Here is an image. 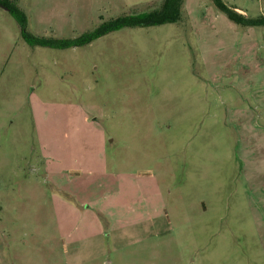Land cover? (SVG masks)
Instances as JSON below:
<instances>
[{
    "label": "rangeland",
    "instance_id": "374dc122",
    "mask_svg": "<svg viewBox=\"0 0 264 264\" xmlns=\"http://www.w3.org/2000/svg\"><path fill=\"white\" fill-rule=\"evenodd\" d=\"M15 1L34 36L75 38L162 0ZM183 1L66 48L0 6V264H264V25ZM63 213L102 249L60 257Z\"/></svg>",
    "mask_w": 264,
    "mask_h": 264
},
{
    "label": "trees",
    "instance_id": "16d2710c",
    "mask_svg": "<svg viewBox=\"0 0 264 264\" xmlns=\"http://www.w3.org/2000/svg\"><path fill=\"white\" fill-rule=\"evenodd\" d=\"M183 2V0H162L149 11L121 15L111 21L103 22L93 30L87 31L75 38H45L34 36L26 30V13L18 6L15 0H0V6H5L15 18L20 29L25 30L30 44L66 48L88 44L97 37L125 26H148L180 21L182 19ZM212 2L220 10L225 12L230 20L237 24L264 25V15L256 18H248L238 13L235 9L228 7L222 0H212Z\"/></svg>",
    "mask_w": 264,
    "mask_h": 264
},
{
    "label": "crops",
    "instance_id": "0c3cea01",
    "mask_svg": "<svg viewBox=\"0 0 264 264\" xmlns=\"http://www.w3.org/2000/svg\"><path fill=\"white\" fill-rule=\"evenodd\" d=\"M67 192H62V195L66 196L65 194ZM74 212L78 213L77 211L86 212L89 211L93 213V211L90 209V205L85 202H79L76 203ZM66 210V209H65ZM68 214L72 213L70 210H67ZM73 212V214H75ZM82 214V213H81ZM68 223L66 222L65 214L63 213V219L57 220V238H47L46 242L47 244H51L52 246H58L57 249L60 251V257H63V255L67 258V260H70V255L72 252H78L79 254L75 256L74 259H77L80 256V253L88 252L89 250L95 249L97 250V247H100L99 249H102L101 246H103L102 239L97 237L102 234V232H98L94 229L90 231V235H76L74 236V230H77L78 226H68ZM50 251L47 252L48 254H53L54 251H56L54 248L49 249ZM80 251V252H79ZM63 253V255H62ZM74 254V253H73ZM64 259V257H63ZM73 259V258H72ZM70 264V262H68Z\"/></svg>",
    "mask_w": 264,
    "mask_h": 264
},
{
    "label": "water",
    "instance_id": "95a60500",
    "mask_svg": "<svg viewBox=\"0 0 264 264\" xmlns=\"http://www.w3.org/2000/svg\"><path fill=\"white\" fill-rule=\"evenodd\" d=\"M2 7L6 8L5 6L2 5ZM7 9V8H6Z\"/></svg>",
    "mask_w": 264,
    "mask_h": 264
}]
</instances>
